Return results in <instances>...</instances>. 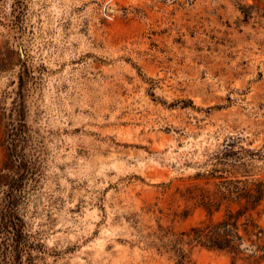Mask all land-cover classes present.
<instances>
[{
  "label": "rangeland",
  "instance_id": "1",
  "mask_svg": "<svg viewBox=\"0 0 264 264\" xmlns=\"http://www.w3.org/2000/svg\"><path fill=\"white\" fill-rule=\"evenodd\" d=\"M21 174L34 264H254L182 234L212 174L264 184V0H0V200Z\"/></svg>",
  "mask_w": 264,
  "mask_h": 264
},
{
  "label": "trees",
  "instance_id": "2",
  "mask_svg": "<svg viewBox=\"0 0 264 264\" xmlns=\"http://www.w3.org/2000/svg\"><path fill=\"white\" fill-rule=\"evenodd\" d=\"M8 149L13 153V161L17 162V140L10 138ZM19 162V169L27 174L28 168L21 160ZM211 176L212 179L220 180L213 190L193 187L186 191L189 199L196 201L207 212L209 219L193 227L188 234L182 235L189 238L190 244L209 251L231 255L235 260L262 264L264 230L258 226L250 212L256 211L264 200V184L248 179L230 180L213 174ZM25 180L24 174L15 176L7 184L8 190L0 200V249L3 264H34L32 250L35 246L29 243L16 206V198L21 194ZM234 205L238 207L237 211L231 209ZM223 206H226V213L221 219L214 221V214L220 212ZM178 245L179 243L170 249L177 264H191L185 250ZM160 248L168 249L166 246Z\"/></svg>",
  "mask_w": 264,
  "mask_h": 264
}]
</instances>
